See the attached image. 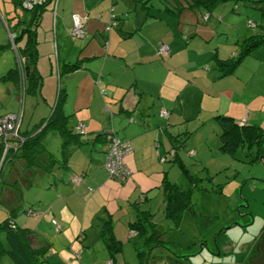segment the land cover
<instances>
[{"label":"crops","instance_id":"1","mask_svg":"<svg viewBox=\"0 0 264 264\" xmlns=\"http://www.w3.org/2000/svg\"><path fill=\"white\" fill-rule=\"evenodd\" d=\"M45 1L36 27V66L41 76L37 99L50 109L63 88L66 96L62 108L67 125L79 130L85 143L69 155L66 167H54L49 173L39 168L23 172L21 161L9 164L5 177L17 182L18 188L8 186L3 196L9 205H15L20 198L28 202L22 188L37 185L33 215L37 210L40 221L42 216L58 220L57 241L65 247L68 244L76 248L77 240L83 242L78 244L81 247L93 244L95 237H100L99 231L90 234L88 225L96 216L110 218L115 236L123 242L138 236L129 223L136 220L142 206L153 215V199L161 196L159 203L164 205V164L180 159L179 142L183 135L204 134L209 128L217 131L216 113H229L236 118L248 104L243 100L244 81L238 80L240 88H234L227 81L231 74H222L218 64L219 59L234 55L232 43L238 44L245 36L219 30L217 17L212 16L214 9L207 13L201 8H179L183 0ZM0 3L5 7L6 0ZM4 9L7 17L11 10ZM75 13L83 23L81 36L70 34ZM111 13L116 23L106 28ZM13 22L5 20L8 31H15ZM24 41L22 36L16 44L5 47L13 49L14 60L16 48ZM7 42L9 36L1 35L0 43ZM161 43L168 45L166 53L158 52ZM12 60L11 66L15 64ZM74 62L75 68L64 70L65 63ZM20 79L25 81L22 76ZM22 85V95L14 86L20 99L18 110L22 109L26 93ZM162 108L167 109V116L161 114ZM21 118L20 126L22 112ZM244 119L248 121L247 117ZM110 129L129 138L132 144V151L124 157L132 171L123 182L108 176L103 166L108 144L104 137L95 136ZM52 131L60 138L59 153L55 154L59 156L62 139L58 130ZM44 137L39 157L45 163L49 152H54L46 146ZM205 139L207 136L194 141V147H201ZM172 147L174 154L169 153ZM162 154L167 155L166 160L160 159ZM73 175L81 179L72 182ZM50 179L55 181L50 183ZM36 233L50 241L49 260L57 250L52 246L54 240ZM108 257L111 260L110 254Z\"/></svg>","mask_w":264,"mask_h":264},{"label":"rangeland","instance_id":"2","mask_svg":"<svg viewBox=\"0 0 264 264\" xmlns=\"http://www.w3.org/2000/svg\"><path fill=\"white\" fill-rule=\"evenodd\" d=\"M11 4L7 0L5 7L10 8ZM5 7L0 3V36L7 35L10 40V32L5 24V20L8 21ZM17 10L23 11L22 8ZM212 14L217 17L219 30L243 36L264 32V0H223L215 6ZM19 30L20 26L16 25L15 31ZM231 50L236 57L239 56L240 43L233 42ZM0 55V70L4 73L11 66L10 61H15L13 49L0 50ZM228 74L231 75L227 76V81H231L234 88H240L238 80L244 81L246 98L243 100L248 104H244L241 115L248 118L247 122L259 124L264 129V43L243 56L234 71L225 75ZM14 84V81L0 79V115L18 112L20 99L16 89L14 90ZM50 111L51 108L48 109L39 102L37 92L26 91L20 130L33 127L48 116ZM241 115L236 117L239 122L246 118ZM216 130L209 128L204 134L188 132L180 139L178 160L191 173L200 176L201 182L200 186L192 190L191 206L183 210L178 225H171L164 215V205L159 203L162 197H156L153 199L151 220L155 222L157 232L160 231L162 235V245L152 246L141 259L137 254V247L143 249L147 246L144 238L139 235L125 238L127 242L123 241L121 251L115 254V264H263L264 255L260 256L255 247H260L264 252V154L263 157L250 161L249 155H246L247 145L241 144L234 154L224 152L219 148V125ZM46 133L43 141L54 154H58L59 136L52 130ZM206 136V143L195 148L194 141H200ZM184 142L192 145H182ZM178 160H168L164 166L169 180L183 182ZM5 165L3 177L9 168V165L6 168ZM34 177L36 180L39 178L37 174ZM22 190L28 202L37 203V185L30 189L23 187ZM143 208L144 206L141 210ZM5 212L6 208L0 203V219ZM35 215L20 211L15 217L20 225L32 227L36 232L51 238V241L54 240L52 246L57 250L49 257L50 264H109L111 261L100 237L96 236L90 246H78L83 242L77 240L76 248L68 244L65 247L57 241L53 221L45 216L40 221L37 210ZM99 217L96 216L88 225L90 234L96 231L98 233ZM55 222L58 220L55 219ZM149 233L155 235V230H150ZM81 249H84L83 259ZM0 264L15 263L8 254H3Z\"/></svg>","mask_w":264,"mask_h":264},{"label":"trees","instance_id":"3","mask_svg":"<svg viewBox=\"0 0 264 264\" xmlns=\"http://www.w3.org/2000/svg\"><path fill=\"white\" fill-rule=\"evenodd\" d=\"M7 1V0H6ZM11 4L10 13L7 19L14 20L12 27L20 26L19 31H11L15 33L14 39L7 43H0V50L5 47L16 44L17 38L25 36L24 44L16 48L15 64L7 69L0 79H11L15 82L14 86L19 89V94L22 95L20 84L25 87L26 91L37 92V87L40 84V74L37 71V38L36 27L40 22L41 14L46 7L45 0H37L32 7L26 8L23 6V0H8ZM180 2L179 8H201L210 13L215 6L223 0H183ZM22 8L19 12L17 9ZM239 56H231L223 60L219 59V67L222 74L232 72L240 63L243 56L249 53L254 47L264 43V32L254 33L243 37L240 40ZM18 53V57H17ZM23 59L19 67V60ZM77 66V62L65 63L64 70H71ZM20 76L24 77L25 81H21ZM65 91L60 88L57 100L53 104L48 116L40 120L30 129L19 132L24 136V140L19 142L18 139L9 138L11 146L5 149V141L0 137V203L6 208L5 215L0 219V257L3 254H8L15 264H50L47 259V250L50 247V241L47 238H41L33 228L27 225H20L15 217L20 211L32 210L35 211L33 202H24V199L18 201L15 205H9L5 201L4 189L8 186L18 188L17 182L9 181L3 177V167L9 164L23 162L22 171L27 169L39 168L46 173L52 172L54 167H66L69 155L78 147L85 143V140L80 138L79 130H73L67 125V115L63 111L62 104L65 100ZM22 112V109H21ZM11 113V112H9ZM7 114V113H5ZM4 115V114H2ZM0 115V117L2 116ZM215 118L220 126V144L219 148L230 154H234L241 145H247L246 155H249V160L253 161L264 154V129L256 123L246 122L243 119L241 122L229 113H216ZM58 130L61 136V153L59 156L49 152L47 161H41L39 155L43 150L41 138L46 131ZM106 132L96 133L95 136L104 137L108 144V134ZM15 146V147H14ZM174 150L175 148L172 147ZM171 149V148H170ZM174 160H177L176 158ZM181 168V178L183 182L171 181L168 178L163 180L162 191L164 201V215L170 220L172 226L178 225L180 222L183 210L191 206V192L197 186H200L201 177L189 171L188 167L181 161H177ZM10 166V165H9ZM3 172V173H2ZM26 173V172H25ZM26 177L27 174H24ZM29 183L31 179H26ZM55 179H50L53 183ZM29 214V213H28ZM33 215V214H30ZM99 236L105 244L112 260L115 263V254L122 249V241L118 239L113 231V222L110 218L99 217ZM152 213L148 210H138L136 220L129 223L135 227L138 235L144 238L147 246L137 247V254L142 259L146 253L151 250L152 246L161 244L162 235L157 232L155 222L151 220ZM149 226V227H148ZM150 230H155V235L149 233ZM257 248L260 256L264 255L262 249ZM257 255V254H256ZM252 261V260H251ZM251 264H254L251 262ZM264 264V262H263Z\"/></svg>","mask_w":264,"mask_h":264},{"label":"built area","instance_id":"4","mask_svg":"<svg viewBox=\"0 0 264 264\" xmlns=\"http://www.w3.org/2000/svg\"><path fill=\"white\" fill-rule=\"evenodd\" d=\"M37 2V0H23V6L26 8H30L33 4ZM114 13H111V19L106 24V28H110L112 25L116 23L114 19ZM10 32L11 41L14 39L15 33ZM84 33L83 23L81 21V17L78 14H73V25L71 28V35L73 36H81ZM168 45L166 43H161L158 47L159 53H166L168 51ZM18 57V53H17ZM19 60V67L23 59ZM21 68V67H20ZM22 93V90H21ZM161 114L163 116L168 115V111L165 108L161 109ZM21 122V110L18 112H11L4 114L0 117V137L5 141V149L11 146V142L9 138L14 137L22 142L24 140V136L19 132ZM79 127H82L80 123ZM111 131L108 134V146L104 153L103 158V166L108 173V176L118 182H123L127 180L130 175L132 169L126 163L124 157L128 153L132 151V144L129 138L119 136L114 129H110ZM15 147V146H14ZM170 154H174L175 150L173 148L169 149ZM161 160H166L167 155H160ZM81 179L79 175H73L71 177L72 182H77ZM29 214H33L32 210L28 211ZM53 223L55 224L56 229H59V225L53 219ZM112 264V260L109 262Z\"/></svg>","mask_w":264,"mask_h":264},{"label":"water","instance_id":"5","mask_svg":"<svg viewBox=\"0 0 264 264\" xmlns=\"http://www.w3.org/2000/svg\"><path fill=\"white\" fill-rule=\"evenodd\" d=\"M261 157H263V155Z\"/></svg>","mask_w":264,"mask_h":264}]
</instances>
